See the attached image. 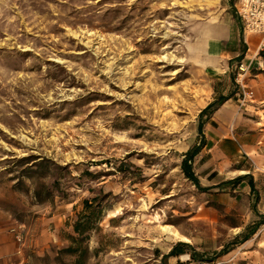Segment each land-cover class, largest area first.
<instances>
[{
  "label": "rangeland",
  "instance_id": "rangeland-1",
  "mask_svg": "<svg viewBox=\"0 0 264 264\" xmlns=\"http://www.w3.org/2000/svg\"><path fill=\"white\" fill-rule=\"evenodd\" d=\"M226 2L0 0V264H73L60 250L95 196L86 264H264V223L245 240L264 219L263 59L238 102L247 154L201 189L180 167L210 122L201 112L237 99V62L216 82L187 52ZM248 175L256 211L249 178L226 184ZM184 239L201 263L164 261Z\"/></svg>",
  "mask_w": 264,
  "mask_h": 264
},
{
  "label": "crops",
  "instance_id": "crops-1",
  "mask_svg": "<svg viewBox=\"0 0 264 264\" xmlns=\"http://www.w3.org/2000/svg\"><path fill=\"white\" fill-rule=\"evenodd\" d=\"M225 1L227 4L223 5L211 21L199 22L193 26L187 48L193 68L199 73L211 76L216 82L225 80V75L232 69L234 62L257 65L261 52L260 36H251L244 40L242 22L237 15L239 1ZM231 4L234 6V14L229 11ZM238 102L235 96L230 97L205 125L203 134L207 144L193 163L194 171L203 184H210L209 180L214 172L218 171L221 174V169L229 167L238 155L247 154L244 148L250 145L247 140L252 136V128L248 124L249 120L240 111ZM53 220L60 224L63 221L58 216ZM178 243L192 246L190 242L179 241ZM178 243L171 244L166 255ZM180 258L187 260L189 255L172 257L171 260Z\"/></svg>",
  "mask_w": 264,
  "mask_h": 264
},
{
  "label": "trees",
  "instance_id": "trees-1",
  "mask_svg": "<svg viewBox=\"0 0 264 264\" xmlns=\"http://www.w3.org/2000/svg\"><path fill=\"white\" fill-rule=\"evenodd\" d=\"M259 57L264 60V51H261ZM264 72V70H262ZM229 98L220 97L217 103H212L206 109L201 112V117H206L211 120V116L217 111V109ZM203 132V123L201 122L198 128V134L201 136V140L196 145L192 146L188 149L186 154L182 157V161L180 164L182 173L185 176V179H188L191 183H193L198 189H201V183L194 171L193 163L195 158L202 152V148L206 145V140L204 138ZM248 184L250 187V193L253 195L257 194V189L255 187V182H253L252 177L241 176L236 178V180L232 182H226V184H234L240 183L245 179H248ZM255 201L253 203V210H255V204L258 200L257 195L255 196ZM256 211V210H255ZM103 206L102 202L99 201L98 196H95L91 199L83 201V210L78 213L76 216V221L72 226V234L67 235V240L69 241V246L60 250L61 254H66L70 257H75V261L73 264H86L89 260V253L87 243L89 241V233L92 232L95 228L96 222L100 221L102 218ZM264 223V219L257 224H254L251 228V232L246 236L245 240H248L251 236H253L257 231V228ZM189 255L190 260L194 263H201L202 260H196V255L188 245L183 243H178L174 248L171 249V252L168 255L163 256V260L174 258H179L182 255Z\"/></svg>",
  "mask_w": 264,
  "mask_h": 264
},
{
  "label": "built area",
  "instance_id": "built-area-1",
  "mask_svg": "<svg viewBox=\"0 0 264 264\" xmlns=\"http://www.w3.org/2000/svg\"><path fill=\"white\" fill-rule=\"evenodd\" d=\"M237 15L242 22V34L246 41L248 37L260 36L261 42L259 48L264 51V0H238ZM236 67L237 76L236 83L238 85L237 99L240 106L243 107L253 96L249 86L245 83L246 77L251 70V64L247 65L244 62L238 63ZM15 232L16 241L19 244L23 243V230L19 229ZM211 264V263H205Z\"/></svg>",
  "mask_w": 264,
  "mask_h": 264
},
{
  "label": "bare ground",
  "instance_id": "bare-ground-1",
  "mask_svg": "<svg viewBox=\"0 0 264 264\" xmlns=\"http://www.w3.org/2000/svg\"><path fill=\"white\" fill-rule=\"evenodd\" d=\"M189 47V46H188ZM197 52V51H196ZM175 235L176 236H178V234L177 233H175ZM184 242H188V240H186V239H184Z\"/></svg>",
  "mask_w": 264,
  "mask_h": 264
}]
</instances>
